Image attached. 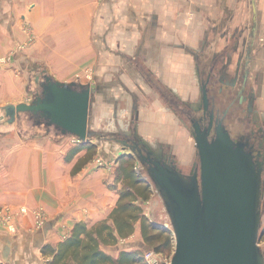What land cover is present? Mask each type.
Instances as JSON below:
<instances>
[{"label": "crops", "instance_id": "crops-1", "mask_svg": "<svg viewBox=\"0 0 264 264\" xmlns=\"http://www.w3.org/2000/svg\"><path fill=\"white\" fill-rule=\"evenodd\" d=\"M212 54L231 59L227 73L248 66L264 116V0H0V109L28 103V79L44 72L92 85L98 129L128 130L135 113L146 140L173 145L180 133L169 101L196 96L198 63ZM26 117L0 118V209H10L14 226H0V264H47L51 256L39 261L47 246L75 222L111 224L119 199L115 174L124 161L116 162L114 141L92 140L66 160L75 138L46 134ZM140 236L136 226L118 241L129 250ZM107 246L112 256L122 250Z\"/></svg>", "mask_w": 264, "mask_h": 264}, {"label": "water", "instance_id": "water-1", "mask_svg": "<svg viewBox=\"0 0 264 264\" xmlns=\"http://www.w3.org/2000/svg\"><path fill=\"white\" fill-rule=\"evenodd\" d=\"M76 85L78 90L72 87ZM89 88L51 78L42 98L3 106L2 118L13 123L21 114L40 115L64 136L88 142L96 133L89 129ZM194 142L198 168L189 174L170 164H156L148 172L174 238L171 259L161 264H264L258 244L264 232V163L255 161L223 128L211 141L197 136Z\"/></svg>", "mask_w": 264, "mask_h": 264}, {"label": "flooded vegetation", "instance_id": "flooded-vegetation-1", "mask_svg": "<svg viewBox=\"0 0 264 264\" xmlns=\"http://www.w3.org/2000/svg\"><path fill=\"white\" fill-rule=\"evenodd\" d=\"M220 57L212 54L205 57L203 63H198L197 92L193 99L190 93L186 97L172 95L169 105L175 116L176 128L180 134L189 136L193 142L194 137L197 136H204L211 141L215 138L218 129L223 128L231 140L250 153L255 161L264 163V116L256 113L254 105L256 93L253 83L249 80L248 66L238 62L234 65V73L230 74L227 73V68L231 59L219 61ZM50 81L51 77L44 72L31 76L27 85V91L31 96L28 103L42 98V92L47 90ZM75 82L90 87L88 122L89 129L96 132L85 143L75 138L78 144L92 146V140L114 141L119 147L116 151V162L133 159L137 162L139 171L141 170L147 177L148 172L156 168V164L161 166L170 164L184 174H189L193 168H198L195 142L193 158L190 163L184 162L179 158V151L176 150L178 139L173 145L159 137L151 141L146 140L133 122L137 116L135 113L131 114L132 121L128 124V130L120 127L119 123L115 131L98 129L93 123L91 113L93 87L90 83H82L79 80ZM72 87L79 89L78 85ZM25 120L32 126L44 127L46 134L54 130L58 137H67L61 133L60 128L52 124L48 125L49 120L46 117L29 114ZM142 140L149 145L142 144L140 142ZM140 178L150 184L149 178Z\"/></svg>", "mask_w": 264, "mask_h": 264}, {"label": "trees", "instance_id": "trees-1", "mask_svg": "<svg viewBox=\"0 0 264 264\" xmlns=\"http://www.w3.org/2000/svg\"><path fill=\"white\" fill-rule=\"evenodd\" d=\"M83 147L77 144L69 150L65 159L69 160ZM125 166L126 163L121 162L118 167L122 177ZM129 172L124 174L129 185L119 193V199L109 215L112 223L100 221L87 227L83 221L75 222L62 241L55 247L47 246L43 250V253H50L51 256L47 264H143V255L136 250H120L117 256H112L101 248V245L116 244L119 238L131 235L136 224H139L141 243L156 253L174 247V238L169 229L148 219L140 205L134 203L138 199L148 198L149 187L135 171Z\"/></svg>", "mask_w": 264, "mask_h": 264}, {"label": "rangeland", "instance_id": "rangeland-1", "mask_svg": "<svg viewBox=\"0 0 264 264\" xmlns=\"http://www.w3.org/2000/svg\"><path fill=\"white\" fill-rule=\"evenodd\" d=\"M0 111H1V109H0ZM1 117L2 116L0 113V118ZM39 130H41V128H39ZM177 139H178V141H177L178 144L176 145V150L179 151V158L184 162L190 163L191 159L193 158V151H194L193 150L194 149L193 140L189 136H187V135L185 136V134H183V135L179 134ZM76 144H78V143H76ZM123 161L125 163H127L126 164L127 166L122 168L123 177H124V174L126 171L127 172L135 171V173H138L137 176L148 178L145 173H143L141 170L139 171V169L137 168V162L136 161H134L133 159L123 160ZM101 162L102 161H100V163ZM115 176H116V181L119 183L114 187L118 188V193H120L121 191H124V189H127V185H129V181L127 178L122 177V174L120 173V171H118V169H117V173L115 174ZM147 184L149 187L148 198L146 200L138 199V200L134 201V203L140 205V207L142 208L143 214L148 219L154 221L155 223H158L160 225L165 226L166 228L169 229V231L173 235V233L171 231L170 221H169L168 215L165 211L161 197L155 192L154 186L151 183V181H150V184L149 183H147ZM116 193H117V190H116ZM136 226H139V224H136ZM263 227H264V202H263V206H262V220H261L260 231L262 230ZM125 240L126 239L120 240L116 244H111L109 247L108 246L107 247L109 250L112 251L113 254H116V250H118V249L124 250V249L129 248L128 247L129 245L127 244V241H125ZM128 241L129 242L134 241V243H135L138 240L135 238H130V239H128ZM139 241L136 242L134 245L131 244L130 246L133 245L134 248L129 249V250H136L139 253H141L143 255V259H144L143 264H161V263L169 262V260L171 259L174 247L172 249L171 248L165 249L164 251H162L160 253H156L152 248H150L149 246H147L144 243H141L142 242L141 236L139 237ZM258 244L264 252V232L262 233V236H261ZM147 253H150V256H148V258L146 256ZM47 256H48V259H50V253L42 254L40 256L41 260H39L40 263H44V259H46ZM0 260H2L1 259V252H0Z\"/></svg>", "mask_w": 264, "mask_h": 264}, {"label": "built area", "instance_id": "built-area-1", "mask_svg": "<svg viewBox=\"0 0 264 264\" xmlns=\"http://www.w3.org/2000/svg\"><path fill=\"white\" fill-rule=\"evenodd\" d=\"M35 222L37 225H40L43 221V217L41 212H35L34 214ZM12 220V214L9 208H1L0 209V226L8 229V230H14V226L11 222ZM147 258L150 256V253H147Z\"/></svg>", "mask_w": 264, "mask_h": 264}]
</instances>
